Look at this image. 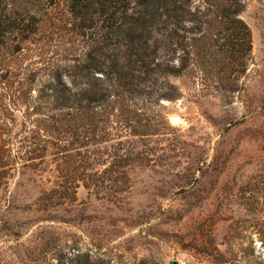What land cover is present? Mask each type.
I'll return each instance as SVG.
<instances>
[{
  "label": "trees",
  "instance_id": "16d2710c",
  "mask_svg": "<svg viewBox=\"0 0 264 264\" xmlns=\"http://www.w3.org/2000/svg\"><path fill=\"white\" fill-rule=\"evenodd\" d=\"M58 3L67 8L64 27L52 23ZM245 10L244 0H0V66L17 87L6 111L13 116L20 102L38 116L24 139L14 135L12 118L0 116V207L16 162L40 167L35 162L50 149L69 178L62 190L41 193L35 215L58 220L50 214L77 202L80 183L96 194L106 184L130 187V171L149 160L150 141L171 130L163 102L182 96L173 80L187 79L197 96L227 106L239 92L253 51ZM60 242L45 243L36 263L105 264L79 250V241Z\"/></svg>",
  "mask_w": 264,
  "mask_h": 264
},
{
  "label": "rangeland",
  "instance_id": "374dc122",
  "mask_svg": "<svg viewBox=\"0 0 264 264\" xmlns=\"http://www.w3.org/2000/svg\"><path fill=\"white\" fill-rule=\"evenodd\" d=\"M244 1L252 59L230 105L197 96L187 79L173 80L182 96L163 102L171 130L150 141L149 160L130 171V187L106 184L96 194L80 183L77 202L50 214L58 220L30 210L42 192L62 190L69 178L62 156L50 149L35 162L40 167L16 162L0 207L1 226L14 234L0 232V264H48L36 261L53 239L79 241V250L105 264H264V0ZM66 10L58 3L52 23L64 27ZM8 69L0 66V116L12 118L14 135L24 139L38 116L20 102L7 113L17 88Z\"/></svg>",
  "mask_w": 264,
  "mask_h": 264
}]
</instances>
